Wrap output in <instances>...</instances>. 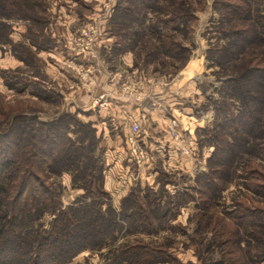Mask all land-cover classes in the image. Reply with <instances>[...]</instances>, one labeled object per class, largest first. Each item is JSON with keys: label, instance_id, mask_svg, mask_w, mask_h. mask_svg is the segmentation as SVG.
<instances>
[{"label": "trees", "instance_id": "trees-1", "mask_svg": "<svg viewBox=\"0 0 264 264\" xmlns=\"http://www.w3.org/2000/svg\"><path fill=\"white\" fill-rule=\"evenodd\" d=\"M51 1L0 0V51L10 48L39 79H20L19 67L0 66V75L8 89L33 86L31 94L44 101L55 96L42 87L37 66V53L56 44L46 33ZM194 1L204 0H118L111 16L110 32L117 37L112 53L140 48L147 52L146 65L163 56L183 67L192 48L182 39L198 20ZM213 6L218 42L206 56L220 67L221 83L207 98L213 123L197 131L199 146L212 151L195 185L173 192L168 185L175 181L160 170L153 183L133 187L114 204L106 189L101 134L79 111L43 119L36 111L0 104V264H70L87 250L112 264H169L178 257L169 242L120 243V236L176 228L171 220L191 202L198 207L192 239L200 264H264V10L257 0H214ZM14 19L28 23L29 45L13 41L8 20ZM65 174L80 191L70 204L64 201ZM237 177L244 190L217 210Z\"/></svg>", "mask_w": 264, "mask_h": 264}, {"label": "rangeland", "instance_id": "rangeland-1", "mask_svg": "<svg viewBox=\"0 0 264 264\" xmlns=\"http://www.w3.org/2000/svg\"><path fill=\"white\" fill-rule=\"evenodd\" d=\"M51 2H49L51 6L50 12L49 8L47 9V13L49 14L48 19L50 18L48 27L52 31L51 35L56 44L48 51L37 53L39 54L38 57L41 58L40 61L37 62V66L40 70L39 76L42 77V87L50 92V88H52L55 92L52 101H44L32 95L31 90L33 86L28 87L25 91L8 89L7 85H5L4 78L0 75V104L5 107L20 108L30 112L36 111L43 119L53 118L63 111L73 112L71 108L72 103H68L71 99L67 97L69 94L66 93L72 91L71 84H66V81H61L60 84L62 85H59L53 75L58 77L59 80H62V76L55 75L58 74L59 70H62L64 78L68 77L71 82L76 85L80 84V86H86L87 89L84 90L91 94L93 86L90 84L87 85V83L95 82L94 74L98 68V61H100L99 52L97 50L100 44L103 45L105 43L108 45L110 42L114 44L116 40V37H111L110 30L112 22L111 16L115 12L118 0H52ZM194 3L197 5L196 12L198 20L193 25V31L190 33V36L185 39H182V34L179 35L180 38L192 48L190 59L183 67H180L182 63H178V61L163 56H158V59H154L155 61L151 64L152 66L146 67L147 65H145L144 62L148 55H146L147 52L145 50L140 48L134 50L135 61L140 70L139 72H135V74L132 72L134 69L129 68V65L123 61L120 55L116 56L109 54L112 58L109 60L107 57H103L105 61L102 60L103 64L101 63L103 66L102 73L112 74L120 72V76L114 78V80L118 83L119 90L124 94H126L127 91L128 93L134 90L136 91L139 87L143 89V92L147 90V94L142 100L137 99V101L148 104L149 109H154L158 106L162 107L161 105L165 106L159 95L167 90L179 88L178 91L174 92L182 94L180 93L181 85L186 83L188 79H190L189 83L193 84L188 92H191L190 96H194V100H196L195 102L184 101L183 104L185 105L184 108L189 111L192 110L194 113L193 118L183 117L173 110H170V113L168 110L165 111V114L170 117V121L167 125L169 136L175 142H182L185 144V147L181 149V153L184 155L180 160L181 166H176L175 168L169 165L166 160L164 164H161L163 163V159L161 158V154L163 153L159 150L152 151L148 149L149 145L144 141V137L148 135L147 130L150 132L151 127H153L154 120L151 112H148L146 118L142 119L144 120L142 121L143 124L141 123L142 125L137 120H134L136 119L135 117H128V120L124 123L126 126L125 129L118 131V133L121 132L120 134L111 133V138L109 135V138H105V144L102 143L103 145H101L103 148H107L103 152L105 177L110 176L112 179L113 177H117V175H124L123 179L125 180L114 190L106 188L111 192L114 204H118L119 200L133 187L139 186L140 188H144L148 184V181H144V175L147 172V175L151 173L153 174L152 177L156 179L159 175V171L163 170L169 175L170 180L175 181L174 185H168V188L171 190L173 189V192H175L182 190L185 186L195 185L197 174L207 171V158L212 148L199 146L197 131L213 123L214 110L208 105L207 98L213 96L214 92L216 93V88L221 83L218 77L220 75V67L214 64L210 65L211 63L207 60L206 56L210 45L218 42V34L213 29L218 15L214 10V0H204L200 4L194 1ZM257 4L264 10V0H257ZM47 13L45 9L46 16ZM256 15H258V13H256ZM152 18V15L147 18L148 20L143 24L144 28L150 23ZM8 22L13 26L11 34L13 41L17 45L21 43L29 45V39L27 37H29L31 30L28 29V23L21 19L8 20ZM41 28L45 29V24H42ZM107 37L109 38L107 39ZM147 38H150V36ZM33 39L35 40V37ZM219 42H222V40ZM149 43H151V41ZM108 47H110V45H108ZM20 48L22 49L21 46ZM61 55L62 59L59 58ZM93 57H95L97 64H95L94 61L92 63L91 60ZM0 66L6 69L19 67L17 73L20 79L27 78L29 81V79L33 80L35 78L29 66L13 56L10 48L0 51ZM47 66L50 68L52 74H47ZM57 68L59 70H57ZM12 74L14 75V73ZM192 75L194 76L191 79L189 76ZM169 76H172L171 78L174 79L170 85L164 86L161 84L163 81H168ZM171 78L168 83L171 81ZM17 79L18 78H16V80ZM84 81H87V83ZM122 90H125V92ZM139 92L141 91L139 90ZM101 95H103L104 98ZM101 95H98L100 96L98 101H100L101 98H103L102 101H108L106 96L109 95ZM75 96H77V93ZM181 96V98H183L186 95ZM136 97H140L138 93ZM133 98L136 99L134 96ZM108 106L109 104L103 106V108ZM166 107L169 108L170 106ZM152 112H157V119H159L158 115L161 111ZM174 116L180 119V123H178L180 137L178 140L173 137L174 135L171 131V120ZM0 118L3 120V117L0 116ZM81 119L83 120V118ZM133 122H137L141 126V132L138 133V135L132 131ZM183 124L187 127L185 128ZM165 134V131H163V133H155V131H153L150 133L151 141L154 143L155 140L159 139V137L155 136H162L166 141L169 136ZM195 138L196 144L194 145L192 142L195 141ZM132 140H135L138 146L146 150L148 158L154 163L151 167H147L145 164H137L133 155ZM159 147L162 148L160 145ZM113 180H115V178H113ZM63 183L66 187L64 190V201L66 204H70L79 196L80 191L72 189L71 177L68 174L63 176ZM243 190L242 179L238 177L235 178L228 189L223 191L216 205L217 210H223L225 207H229L232 202V197L241 193ZM256 198L259 197L257 196ZM259 199L264 200L263 197ZM197 208V202H191L187 206L182 207L178 217L170 222L171 225L177 224L178 227L176 228L167 226L152 234H142L139 232L123 233L120 236L119 242L132 241L135 238H142L146 243L157 246H162L166 242H169L171 244L170 249L178 256L169 264H189V261H192V263L194 261V264H200L196 255L198 244L192 239L197 226L196 219H193L195 212H197ZM215 257L218 258L217 253ZM70 264H112V262L107 259L106 256H101L98 252L87 250L81 252Z\"/></svg>", "mask_w": 264, "mask_h": 264}, {"label": "crops", "instance_id": "crops-1", "mask_svg": "<svg viewBox=\"0 0 264 264\" xmlns=\"http://www.w3.org/2000/svg\"><path fill=\"white\" fill-rule=\"evenodd\" d=\"M46 31L50 35V37L52 38L51 29L48 28V29H46ZM110 35H111V33H110ZM111 37L115 38L116 36L111 35ZM108 38L109 37H107V39ZM115 39H116L115 41H117V37ZM108 45H110V47L112 48L113 42H110ZM108 45L105 43L103 45L100 44V47L97 50L99 52L100 61H98V65H97L98 68L94 74L95 82L87 83V81H84L87 83V85L90 84L93 86V91L91 94L84 90V89H87L86 86L83 87L82 85L80 86V84L76 85V84L72 83L68 77L64 78V73H62V70L60 71L57 68V70H59L60 73L59 72H58V74L54 73L57 76L63 77L62 80H59L58 77L53 75V77L56 78V81L58 82L59 85H62V84H60L61 81H66V84L70 83L72 86V91L66 92L69 94V96H67V97H69L71 99V101L69 100V102H68V103H72L71 108L73 109V111H75V110L79 111L78 115L81 118H83L84 121H86V122L89 121V122L93 123V126L96 127L98 130V134H101V136H102L101 137V145L105 144V138L108 137V135L111 138V133H118V131H122L123 129H125L126 126L124 123L126 122V120H128L127 119L128 117L133 116L136 118L134 120H137L140 124L141 123L143 124L142 121H144V120H142V119L146 118L148 112H151L153 114L152 118L154 120L153 127H151L150 132L147 130L148 135L144 137V141L147 142V144L149 145L148 149H151L152 151L159 150L160 152L163 153V154H161V158L163 159V163L160 162L161 164H164V161L166 160V162L169 163V165H171L175 168H176V166H181L180 160L182 157H184V155H182V153H181V149H182V147H185V144L182 142H175L169 136V133L167 130V125L170 121V117H168V115L165 114V111L168 110V112L170 113V110L171 111L173 110V111L178 112L183 117L193 118L194 113L192 112V110L189 111L188 109L184 108L185 105H183L184 101H188V102H191V101L195 102L196 101V100H194V96H190L191 92H188L193 85L192 83H189L190 79H188L186 81V83L181 85L183 88L181 87L180 93H182V94L175 93L174 91L179 90V88H176L174 90H167L166 92H163L159 95L161 97L162 103L165 104V106L161 105L163 108L158 106V107H155L154 109H149L148 104H144L143 102L137 101V99L142 100V98L147 94V90H145V92H143V89L141 87H139V89H137L136 91L134 90L131 93H128V91H127L126 94H124L119 90V85L114 80V78L120 76V72H117L118 74L117 73H112V74L102 73V70H103L102 60L105 61L104 60L105 57H107L108 60L112 59L109 56V54L110 55H116V56L120 55L122 57L123 61L129 65L128 67L134 69L132 71V72H134V74H135V72L140 71L138 68L139 66H137L138 64L135 61L134 51L127 50V51L120 53V54H114V53H112V51H111L112 49L110 47H108ZM38 56H39V54H38ZM95 57H97V56H95ZM59 58L62 59V55L59 56ZM94 59L95 58H93L92 60H94ZM95 64H97L96 59H95ZM144 64H145V62H144ZM151 64H153V63H151ZM151 64H148L146 67L152 66ZM57 65H58V63H57ZM146 67H145V69H146ZM46 68H47V74H49V73L52 74L50 71V68L48 66ZM194 75L189 76V77L192 79ZM171 77L172 76L168 77V81ZM36 79H39V78L36 77ZM173 80L174 79L171 78V81L169 83H168V81H166V82L163 81V82H161V84H163L164 86L165 85L167 86V85H170V83ZM90 81H93V80H90ZM50 89H51V92L55 93L52 88H50ZM139 90L141 92H139ZM122 91L125 92V90H122ZM76 93H77V96H75ZM137 93H138V96H140L139 98L136 97ZM101 94L109 95V96H106L107 100H108L107 102L109 104V106L106 108L105 107L103 108V106L99 105L98 98L100 96H98V95H101ZM181 95H186V96L181 98L182 97ZM133 96L136 99H134ZM95 101H96V103H95ZM166 106H170V107L168 108ZM158 110L161 111V113L158 115L159 119H157V112L156 113L152 112V111H158ZM183 126L185 127L184 124H183ZM153 131H155V133H163V131H165L166 132L165 135L169 136L168 140L165 141L162 136L161 137L155 136V137H159V139L155 140V142L153 143L151 141V137H150V133H152ZM120 133H118V134H120ZM168 141H170V142H168ZM159 145L162 148H160ZM106 149L107 148H105V150ZM180 154H181V156H180ZM106 163H107V161H106ZM144 164L147 167H151V165H153L154 163L150 160V158H148ZM157 164H159V163H157ZM147 173H145L146 176L144 175V181L145 180L148 181V184L153 183L154 182L153 180H155V178L152 177L153 174L149 173V175H147ZM123 176L124 175H121V176L117 175V177L112 176L113 178H115V180H113V178L111 179L110 176H106V188L110 189V190H114L116 187H119L124 180Z\"/></svg>", "mask_w": 264, "mask_h": 264}, {"label": "built area", "instance_id": "built-area-1", "mask_svg": "<svg viewBox=\"0 0 264 264\" xmlns=\"http://www.w3.org/2000/svg\"><path fill=\"white\" fill-rule=\"evenodd\" d=\"M93 58H95V57H93ZM91 61L92 62L93 61L95 62V59L94 60H91ZM101 96L104 98L103 95H101ZM103 98H101V100L99 101V105L100 106H106L108 104L107 101H102ZM171 123H172V125H171V131H172V134L174 135L173 137L175 139L177 138V140H178V138L180 137V133L178 131V129H179L178 123H180V119L174 116L172 118V120H171ZM132 131L138 135V133L141 132V126H140V124L137 123V122H133V124H132ZM191 137H192V133H191ZM132 142H133V148L132 149H133L134 159L136 160L137 164L143 165L147 161V159H148L147 158L148 157L147 156V152H146V150L144 148L138 146L137 143L135 142V140H132ZM192 143L194 145L196 144V138H195V141L192 142Z\"/></svg>", "mask_w": 264, "mask_h": 264}]
</instances>
